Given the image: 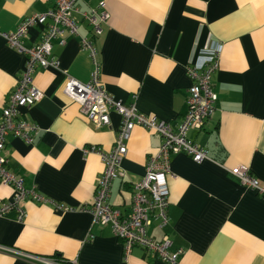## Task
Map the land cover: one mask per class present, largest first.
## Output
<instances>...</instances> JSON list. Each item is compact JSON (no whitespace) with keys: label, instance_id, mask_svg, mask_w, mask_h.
<instances>
[{"label":"crops","instance_id":"0c3cea01","mask_svg":"<svg viewBox=\"0 0 264 264\" xmlns=\"http://www.w3.org/2000/svg\"><path fill=\"white\" fill-rule=\"evenodd\" d=\"M54 7L53 0H0V31L10 32L27 16ZM80 36L90 27L80 13L105 12L107 20L94 39L103 88L124 106L165 122L176 130L187 112L191 80L188 66L199 72L215 59L210 83L215 113L188 138L208 159L194 162L186 154L170 156L167 179L168 224L152 222L149 237L167 236L181 250L177 264H264V194L240 184L228 170L246 166L264 185V0H78ZM39 26L31 27L23 45L36 46ZM52 41V57L61 71L37 68L32 81L43 98L21 111L39 133L28 144L6 138L7 167L27 190L76 209H89L103 164L83 149L109 151L120 116L96 128L63 94L66 75L87 82L91 61L68 34ZM25 55L0 39V117L21 77ZM162 138L135 127L121 161L122 176L112 182L109 203L123 216L130 212L133 183L143 177L150 155ZM13 191L0 184V203ZM25 218L11 211L0 217V245L41 257L77 264H166L134 247L125 260L121 242L108 225L92 224L87 211L61 212L50 203H23ZM0 264H31L0 251Z\"/></svg>","mask_w":264,"mask_h":264},{"label":"built area","instance_id":"2783aa9c","mask_svg":"<svg viewBox=\"0 0 264 264\" xmlns=\"http://www.w3.org/2000/svg\"><path fill=\"white\" fill-rule=\"evenodd\" d=\"M78 0H53L54 7L43 13L25 17L15 30L0 31V39L11 48L25 55L26 62L21 77L18 79L0 117V184L9 186L13 191L10 200L0 203V217L11 211L17 213V219L25 218L23 203L33 201L38 204L50 203L61 212L87 211L92 224L108 225L114 236L121 242L125 260L134 247L142 249L146 254L166 263L177 264L182 252L172 249L171 241L164 236L156 241L147 234L152 222L163 228L168 224L167 179L173 177L170 169V156L186 154L194 162L200 163L208 159L207 152L188 138L190 130H201L215 113L214 103L217 99L213 92L210 78L217 69V58L220 47L210 48L215 59L210 61L202 71L188 66L186 74L192 81L188 88L187 112L176 130L165 122L150 118L137 111L134 105L124 106L116 101L103 88L100 82V67L96 62L94 39L102 32L101 26L107 20L105 12L95 9L80 13L90 27L91 36L83 37L78 32V13L75 3ZM39 26L42 30L40 42L33 47H25L23 40L31 27ZM68 34L79 39L80 48L85 51L91 61L92 71L87 82H81L66 75L63 94L77 104L79 112L96 128L110 125L109 113L116 112L121 118L115 144L109 151L96 146L83 149L84 154H95L103 164V171L97 181L95 194L89 209L73 208L52 202L34 189L27 190L21 179L15 177L7 167L5 157L6 138L13 136L30 144L39 133L35 125L30 124L21 116L23 109L30 108L43 98V93L33 84L32 74L39 67L61 71L59 61L52 57V41L56 38L64 43L63 36ZM142 127L148 132L159 135L162 143L155 154L150 155L145 165L142 178L133 183L130 212L123 216L109 203L112 182L122 176L121 161L127 152V142L135 127ZM228 172L242 186L259 194H264V185L253 177L246 166H237ZM0 251L24 259L31 264H77L59 258L41 257L20 252L13 248L0 245Z\"/></svg>","mask_w":264,"mask_h":264}]
</instances>
